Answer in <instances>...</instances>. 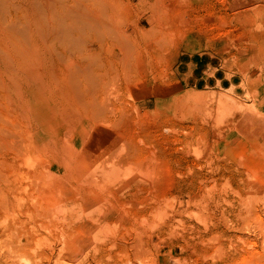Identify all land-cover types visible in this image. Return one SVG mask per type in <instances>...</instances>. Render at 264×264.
Returning a JSON list of instances; mask_svg holds the SVG:
<instances>
[{
  "label": "bare ground",
  "instance_id": "6f19581e",
  "mask_svg": "<svg viewBox=\"0 0 264 264\" xmlns=\"http://www.w3.org/2000/svg\"><path fill=\"white\" fill-rule=\"evenodd\" d=\"M159 1L154 3L156 8H162L161 3L157 6ZM119 13L116 0H0V88L7 95V110L3 115L0 112L3 124L0 139L4 138L0 146L5 149L6 165L5 173L0 175V247L4 237L9 245V249L2 252L0 264H19L23 257V264H72L73 261L67 262L71 258L65 253L76 256V264H88L91 256L94 259L99 255L105 258L98 261L100 264H111L114 254L121 255L124 251H133L138 256L148 251L151 254L152 235L148 232L165 219L171 220L176 212L170 215L169 209L176 202L182 208L179 210L194 216L205 227L203 231H195L197 235L214 233L217 229L214 226L218 212L208 204L210 201L184 200L181 195L169 199V191L164 188L170 176H164L163 182L159 175L162 163L157 152L145 146V141L152 139L153 142L155 121L164 114L160 108L164 100L169 102V97L161 96L162 99L148 109L153 103L149 97L154 95V88H148L147 82L151 81L153 70L149 74L144 70L142 74L141 64L143 61L153 65L146 58L157 59L160 54L155 55L156 52L163 53L166 47L160 33L141 28L140 20L132 28L122 26ZM245 38L246 34H241L240 40ZM262 51L263 42L250 44L249 48L240 49L239 54L240 57L254 56ZM244 62H248L247 58L242 60ZM260 71L255 79L257 88L252 91L253 100L247 106L238 107L237 100L232 101L217 92L209 94L208 100L204 94L187 93L180 99L175 98L173 106L179 114L192 115L195 119L192 123L210 121L217 142L224 137L217 130L221 126L231 129L224 141L234 139L237 129L248 132L247 128L253 127L262 132L264 72ZM248 75L249 67L244 65L240 76L250 89L253 83H249ZM212 76L206 75L203 87L209 88L212 81L220 87L217 78ZM230 76L234 93L238 86L233 85L232 79L236 76ZM147 90L151 95L145 97L143 94ZM196 127L201 128L200 124ZM188 140L191 150H187L195 155L194 158L209 156L210 149L206 150L204 139ZM218 143L223 150L225 142ZM231 144L232 141L225 146ZM257 145L261 149V143ZM165 148L168 150L167 145ZM220 168H209L212 176L197 183L215 190L223 182L229 188L233 182L227 173L232 171L224 169L222 176H215ZM167 169L169 174V166ZM243 175L242 182L247 180L251 187L249 200L254 199V195L264 202V161L260 159L253 170ZM191 184L195 185L194 181ZM232 191L235 194L236 191ZM182 211L177 210V214H183ZM176 226H173L175 230ZM213 235L212 241L217 240ZM16 253H20L19 257Z\"/></svg>",
  "mask_w": 264,
  "mask_h": 264
},
{
  "label": "rangeland",
  "instance_id": "374dc122",
  "mask_svg": "<svg viewBox=\"0 0 264 264\" xmlns=\"http://www.w3.org/2000/svg\"><path fill=\"white\" fill-rule=\"evenodd\" d=\"M116 2L119 5V9H120L119 21H121L122 26L127 25L128 27L132 28L137 23V21L140 20L141 28H144L147 31L152 30L154 31V33L157 32L160 33L158 35H160L163 44L166 47L163 53H160L159 51L156 52L155 55L160 54L157 59L146 58L151 62H153V65L148 64L147 62L144 63L142 61L141 66L143 72L142 74H145L144 70L145 72H148V74L152 72L150 70H153L152 74L150 73V77H151L150 80L152 82L148 81L147 85L148 88H154V95L149 94L148 90L147 93L143 94V96L145 97L151 95L149 99L153 103L151 104L150 107H148V109H152L155 106L156 100L169 97V102H167V100H164V102H162V105L164 104V106L160 108L161 111L164 112V114L158 119V121H155L156 123L154 125L155 131L153 133V142H151L152 139L145 141L146 144L145 146L148 145L147 146L148 149L150 148L151 150H155L158 154L157 156L159 157V161L162 163L161 167L159 165V168H161V172H162V173L159 172V175L161 178H163V182H165V179L167 178L166 175L170 176L168 177L169 180H167L169 181L168 184L165 185L164 187L169 191V195L171 196V197L169 196V199L172 198L173 195H181L182 197H184V200H192L194 198V201L196 202V200L200 198L202 202L204 200L205 202L210 201V203L208 204L209 205L211 204V207L213 208L216 207V210L218 212L216 213V216L217 215L218 216L217 218L215 217V219L217 220L216 221L214 220L215 221L214 229L217 228L216 230H214V233L212 232H209L210 234L200 233V235H197L196 232L205 230V227H203L202 223L198 221L194 216L188 213L187 216L185 213H183L182 210H179L182 208L179 207L178 205L179 203L176 202V204H174L172 207L170 206L171 207L170 209L168 208L170 215L176 212L175 215L171 216L172 218L170 217L171 220L165 219V221H162L163 228L160 227L162 223L160 222L158 223L160 225L156 224V226L158 225L157 227L159 229L154 226L155 229L157 228L158 230L155 229L152 230L154 231V233H152V231L148 232L150 233V235H152L150 247L152 249L151 252L153 254L152 253L150 254V251H148V254L146 253V255L138 256L135 255L133 251H129L130 253L124 251L125 255L124 253L123 254L120 253L121 255H124L123 256L124 258H122L123 260L119 258L122 257L121 255L118 254L119 256L117 255L118 256L117 257L114 254L113 257L114 258L117 257V258L116 259L113 258L111 264H115L116 261H118L116 264H264V212H263L264 202H262L263 200H260L261 199L260 197H255L254 195H253L254 199L249 200L252 197L249 196V194L252 193V192L250 193L251 187L248 185L247 180H244V182H242L244 178L243 172H246L247 170L249 171L253 170V168L256 166L257 162L260 159L264 161V155L262 154L264 152L263 149L264 131L259 132L255 130V128L253 127L247 128L248 132H243L244 131L243 129H237L236 135H234V139L231 138L229 141H224L225 137L228 136V134H230L231 129L229 127L227 128L226 126L224 128L223 126L218 127L217 130L219 132L221 131V133H223L224 136L222 141L221 140L218 141L222 145L223 142H225L222 147L223 148L222 150L218 147L219 143L215 141L213 134L214 126L212 127L210 121L203 124L197 123L200 124L201 126V128H197L196 127L197 124L192 123L195 122L194 121L195 119L192 117V115H186L185 113L179 114L173 106V102L175 98L180 99V97H183L187 93L193 94V92L204 94V96L207 97V99L205 100L209 99L208 98L209 94L217 92V94L220 95L222 94L223 96L226 97L228 96L230 100L232 99H235V101L237 100L238 107L239 106L241 107L242 105L247 106L251 104L253 100L252 91L255 90V88H257V82H256L257 80L255 79L258 76V74H260L261 72L260 70H263L264 72V51H262V53L257 55L254 54L255 57L251 56L250 54L242 55V57H240L239 52L240 49H244V47L249 48L250 44L253 45L257 43V45H260L262 42L264 43V0H160L157 6L161 3L163 4L162 8H160V6L157 8L155 7L154 3L156 2V0H116ZM159 9L161 11H159ZM132 31L133 29L131 30V32ZM243 33L246 34V38L241 41L240 36ZM251 57L253 60L251 59ZM246 58L248 62L242 63V60ZM244 65L249 67V75H248L249 76L248 78L250 79L249 83L251 84L253 83L251 85V87L253 88L250 89L247 88L248 86L247 83L243 84V78L242 76H240L241 69L243 68ZM0 66H2L1 62H0ZM206 75L207 76L213 75L212 78L214 77L217 78V81L220 83V87L217 86L218 84L216 81L210 82L209 88L203 87L204 79ZM230 75L236 76L232 79L234 80L233 85L238 86L236 92L234 93L232 92L234 90H231L232 85L229 80L231 79L229 78L231 77ZM154 76H156V78ZM166 76L168 77V79ZM188 78L189 80L191 78V80L188 81ZM263 81H264V76H263ZM197 82H199V85H197ZM6 96L7 95L1 89L0 106L1 105L2 106L0 107V112L2 115L7 110V106H6L7 100H5ZM239 102L241 104H239ZM237 111L238 110H236L235 112L237 113ZM0 126H3V124L0 123ZM186 133L189 135H186ZM199 134H202L203 137H200ZM172 138L173 139L176 138V139H174L173 141ZM199 138L206 140V141L204 140L202 141L203 143H205L207 147L206 150L209 149L210 150L208 151L209 156H205V158L202 157L201 159H196L194 158L195 155L191 154V152L188 151L191 150L190 148H188V142H189L188 139L198 141ZM167 139L168 140L170 139V141H168ZM2 140L4 141V138L0 139L1 143H3ZM231 141L232 144L230 146H225L228 145ZM260 143L262 145L261 149H259L257 145V144L260 145ZM162 145L164 146L162 147ZM166 145L168 150H166L165 148ZM175 146L176 148H173ZM177 146L179 148H177ZM210 152L211 153L214 152V153L211 155ZM4 153H5L4 147L1 148L0 146V175L4 174L6 170V165L4 164L5 161L3 157ZM257 154L258 155L260 154V157H257L258 156ZM210 156H213L214 158ZM223 156H225L226 159ZM211 158L213 159L214 163ZM220 158L223 159L221 160ZM176 160L177 161L179 160L178 163ZM194 160L195 162H193ZM241 161L244 165L240 163ZM176 163L178 164V166ZM197 163L198 166L200 167L196 166ZM215 164H218L219 166ZM168 166H169V174L166 173V170L168 171L167 169ZM207 166H214L215 168L221 167L220 168L221 170L218 172L219 174L215 175L218 177L222 176V174L226 169H230L232 172L227 174L230 175L231 182H233L231 183V186L228 188V186H225L224 184H222L223 182H221V184L217 185L216 187L217 189L215 188L214 190L209 188L210 186H205L201 183H197L198 181L203 182L205 180L204 178L208 179L210 176H212V171L210 169L213 170L215 168L209 167L210 168L209 169ZM258 166L260 169L261 166L260 165ZM187 167L189 169H187ZM236 168H238V170ZM162 169L164 172L162 171ZM256 169H258V167ZM190 170L191 172H189ZM238 171H240V173ZM192 172L193 174H191ZM174 174H176L177 176L176 175L174 176ZM174 178L175 179L177 178L176 179L177 181ZM193 181L195 185L191 184L193 183ZM245 185L246 186L248 185L249 187L248 186L246 187ZM1 187L6 190V188L2 184ZM204 187H206V190ZM190 188L192 190H190ZM223 188H225L226 191ZM230 188L236 191L235 194L234 191H232ZM179 190H181V192ZM220 190L223 192H221ZM1 192L3 193L4 190H1ZM186 193L187 194L190 193V194L187 196ZM210 194L214 196L213 197L209 196ZM201 196L205 198H202ZM224 201L231 202L230 205L232 206L228 205L229 203L226 202L224 203ZM250 201L252 203L256 201L257 203L256 202L255 203L257 204V206L255 203H253L252 205ZM259 201H261V203ZM177 210L182 211L181 213L185 214V217L183 216V214H177L178 213ZM256 210L259 213H257ZM256 213L257 216L255 215ZM221 216L224 219L226 218L227 221H224V219L223 220L220 219ZM176 218L178 221L177 220L173 221V219ZM183 222L186 223L187 225L184 224L183 226V224H181ZM226 222L228 223L225 225ZM175 224L176 225L178 224V226H176ZM233 224H234V228H232ZM173 226H176V230L175 227ZM187 226H191V227L193 226V228ZM177 227L178 228L181 227V228L178 229ZM183 227L189 229L186 230ZM183 229L184 231L185 230L186 231L184 232ZM229 229L230 230L232 229V231H230ZM171 230H173L172 231L173 236H169ZM191 230L192 233H190ZM176 232L178 235L175 234ZM185 233H186V237H185ZM179 234L180 236L182 235L183 237L182 236L180 237ZM213 234H215L216 235L215 237L217 238V240L215 239V241H212L214 240L212 239ZM122 235H127V234H122ZM197 236H199V238ZM171 237H173L174 239ZM128 238L129 237H127V239ZM204 238L205 240H203ZM112 239L113 238H111V240ZM197 241L201 244H198ZM180 245L183 247V249L181 248ZM212 246L213 249H211ZM217 246L219 248L217 249L214 248ZM8 249H9V245L4 237L2 239V246L0 247V257L2 255V252H6ZM197 249L200 250L198 251ZM16 254L19 257L20 253H16ZM28 255L29 254H27V256ZM65 255L71 258L68 259L67 262L73 261L72 264L77 263L76 256L67 255V253H65ZM23 258L19 260V264H23ZM103 258H104L103 255H99L97 258L94 259L93 256H91L88 264L90 263L100 264L99 262L105 259Z\"/></svg>",
  "mask_w": 264,
  "mask_h": 264
}]
</instances>
